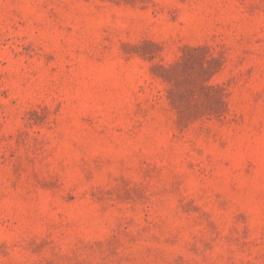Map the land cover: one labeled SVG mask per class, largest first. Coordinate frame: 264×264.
I'll list each match as a JSON object with an SVG mask.
<instances>
[{
  "label": "rangeland",
  "instance_id": "rangeland-1",
  "mask_svg": "<svg viewBox=\"0 0 264 264\" xmlns=\"http://www.w3.org/2000/svg\"><path fill=\"white\" fill-rule=\"evenodd\" d=\"M0 264H264V0H0Z\"/></svg>",
  "mask_w": 264,
  "mask_h": 264
}]
</instances>
